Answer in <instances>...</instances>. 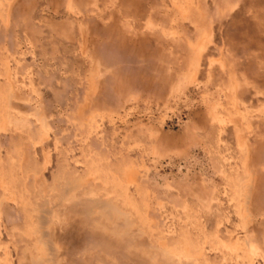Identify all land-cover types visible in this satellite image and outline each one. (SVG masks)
Returning <instances> with one entry per match:
<instances>
[{
  "label": "rangeland",
  "instance_id": "1",
  "mask_svg": "<svg viewBox=\"0 0 264 264\" xmlns=\"http://www.w3.org/2000/svg\"><path fill=\"white\" fill-rule=\"evenodd\" d=\"M0 264H264V0H0Z\"/></svg>",
  "mask_w": 264,
  "mask_h": 264
}]
</instances>
